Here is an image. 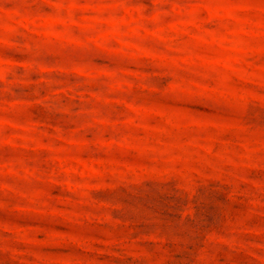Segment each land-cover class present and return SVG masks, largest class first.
<instances>
[{
    "label": "rangeland",
    "instance_id": "1",
    "mask_svg": "<svg viewBox=\"0 0 264 264\" xmlns=\"http://www.w3.org/2000/svg\"><path fill=\"white\" fill-rule=\"evenodd\" d=\"M0 264H264V0H0Z\"/></svg>",
    "mask_w": 264,
    "mask_h": 264
}]
</instances>
